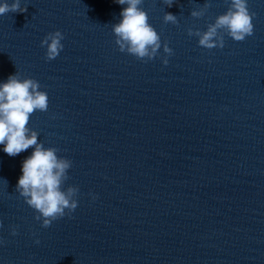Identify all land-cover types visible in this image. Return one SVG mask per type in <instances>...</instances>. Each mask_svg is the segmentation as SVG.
<instances>
[{
    "label": "water",
    "instance_id": "water-1",
    "mask_svg": "<svg viewBox=\"0 0 264 264\" xmlns=\"http://www.w3.org/2000/svg\"><path fill=\"white\" fill-rule=\"evenodd\" d=\"M230 5L144 0L167 65L162 47L152 60L119 51L113 0H21L27 11L0 15V81L17 73L48 93L28 126L72 160L62 188H79L71 218L41 227L15 190L32 147L0 151V264H264V0H248L243 41L188 35ZM56 30L64 48L46 60Z\"/></svg>",
    "mask_w": 264,
    "mask_h": 264
},
{
    "label": "clouds",
    "instance_id": "clouds-1",
    "mask_svg": "<svg viewBox=\"0 0 264 264\" xmlns=\"http://www.w3.org/2000/svg\"><path fill=\"white\" fill-rule=\"evenodd\" d=\"M121 5L119 21L112 25L119 51L134 55L137 59L152 60L163 48L165 54L162 63H169L168 57L173 49L167 41H161L157 30L148 22V14L141 7L144 0H113ZM171 8L175 0H164ZM27 6H21V0H0V15L8 12H25ZM193 16L201 13L193 12ZM248 0H231L229 9L219 15L207 30L201 32L189 30L188 35L198 37V45L207 49L223 48L224 36L235 41H243L253 34V18ZM165 23L177 24L176 15L166 12ZM64 35L60 30L47 33L41 40V47H46V60L55 59L63 50ZM40 83L34 78H21L17 73L10 74L6 80L0 81V151L8 156H17L32 147L31 153L21 162V175L17 179L15 190L25 203L31 207L34 219L47 228L58 219L68 216L78 207V199L73 198L79 193L78 187L62 188L72 167V160L58 155L56 147H45L38 142V133L29 127L30 116L35 111L45 112L49 107V96L40 90ZM5 180V179H4ZM7 182V180H5ZM92 200L97 195L89 193ZM2 227V222H0ZM11 227V235H17V226ZM35 235V233H33ZM5 241L0 238V245ZM34 243L39 244L37 237Z\"/></svg>",
    "mask_w": 264,
    "mask_h": 264
}]
</instances>
